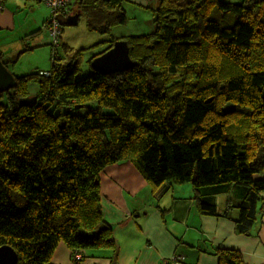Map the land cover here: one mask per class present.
<instances>
[{"label":"trees","instance_id":"1","mask_svg":"<svg viewBox=\"0 0 264 264\" xmlns=\"http://www.w3.org/2000/svg\"><path fill=\"white\" fill-rule=\"evenodd\" d=\"M125 3L72 0L68 14L110 35L128 19ZM155 5L144 6L153 31L126 36L133 66L76 79L85 48L60 43L48 75L13 73L0 90V246L16 251V264H52L59 244L77 262L85 250L114 253L100 173L122 161L155 191L190 183L205 215L218 214L213 198L231 190L238 203L222 214L238 208V233L254 223L264 189V0ZM114 41L93 44L106 43L89 61ZM31 95L33 104H20ZM216 254L218 264H242L232 248Z\"/></svg>","mask_w":264,"mask_h":264},{"label":"crops","instance_id":"2","mask_svg":"<svg viewBox=\"0 0 264 264\" xmlns=\"http://www.w3.org/2000/svg\"><path fill=\"white\" fill-rule=\"evenodd\" d=\"M126 1L138 7L148 4V0ZM2 5L0 51L4 60H14V54L24 49V42L29 45L30 39L48 41L45 24L50 8L46 4L3 0ZM31 24L32 28H24ZM68 35L62 28L61 44L72 48ZM187 184L164 183L155 191L132 162L107 165L100 173L101 205L103 219L112 227L115 252L85 250L77 262L70 258L66 246L59 244L62 247L59 253L55 249L52 264H218V248L234 249L242 264H264V189L259 192L256 219L244 234L235 231L237 207H229L227 214H222L227 202L238 203L231 190L213 198L218 214L205 215L199 212ZM173 255L182 259L171 260Z\"/></svg>","mask_w":264,"mask_h":264},{"label":"rangeland","instance_id":"3","mask_svg":"<svg viewBox=\"0 0 264 264\" xmlns=\"http://www.w3.org/2000/svg\"><path fill=\"white\" fill-rule=\"evenodd\" d=\"M236 1V0H234ZM150 7H155L158 2V0H148ZM47 6V5H46ZM128 4L126 1L125 8H126V14H127V21L123 25L114 26L111 30V38L114 40L116 39H126V36L131 34H142V33H149L152 32L154 29V22H153V12L151 11V8L146 9L144 6H136ZM49 9V8H48ZM50 12V9H49ZM34 25L31 24L30 27H27V25L24 27L27 29L32 28ZM64 31L68 32L70 36L69 45L72 46V49L77 50L79 48H85L81 49V61L79 63V72L75 73V78H80L88 73L91 72L92 67L90 65L89 58L96 52L102 50L106 43H98L93 46L94 43L101 41L104 42V40H108L110 38V35L108 34H99L96 32H89L86 28L85 24V17L84 15L79 16V19L76 23V25H64L62 27ZM48 41L47 38L45 41H39V39H30L29 45L27 42H24L26 46H24L25 50L22 49L21 52L17 51L13 58L14 60L10 61L7 60V68L11 73L14 74H24V73H30L35 71H42L47 72L52 67L50 57L52 54V46L50 43V37L49 34ZM3 40V39H0ZM107 42V41H106ZM2 46V43L0 42V48ZM91 47V48H89ZM31 48V49H30ZM57 52L60 54V56L64 55L62 50V45H59L57 48ZM8 58V57H6ZM81 112L79 109L76 110V113ZM188 183V182H186ZM190 189L191 184H187ZM193 193V190H191ZM193 196V194H192ZM61 245L56 248V252L59 253ZM54 256L52 257V259ZM52 261V260H51Z\"/></svg>","mask_w":264,"mask_h":264},{"label":"water","instance_id":"4","mask_svg":"<svg viewBox=\"0 0 264 264\" xmlns=\"http://www.w3.org/2000/svg\"><path fill=\"white\" fill-rule=\"evenodd\" d=\"M60 22L67 25H75L77 23V14L66 16H58ZM93 70L102 73H113L123 71L134 65V61L129 56V46L125 39H117L112 43V46L95 56L90 61ZM15 78L13 73L9 71L7 66L1 60L0 51V90L11 88L14 85ZM36 101V96H26L19 99L20 104H33ZM80 106L77 105L76 108ZM17 253L9 245L0 246V264H16Z\"/></svg>","mask_w":264,"mask_h":264},{"label":"built area","instance_id":"5","mask_svg":"<svg viewBox=\"0 0 264 264\" xmlns=\"http://www.w3.org/2000/svg\"><path fill=\"white\" fill-rule=\"evenodd\" d=\"M42 1L50 8V17L47 20L45 27L50 35V43L52 48L56 51H53V54L57 56V48L61 43V36H62V25L58 16H66L68 15V11L72 0H39ZM3 0H0V10L3 8ZM55 58V57H54ZM51 63L54 64L55 60L52 59ZM49 72H45L48 75ZM75 258H80V254L76 253ZM182 256L180 255H173L171 260L178 261L181 260Z\"/></svg>","mask_w":264,"mask_h":264}]
</instances>
